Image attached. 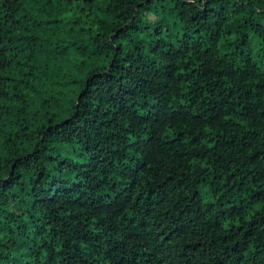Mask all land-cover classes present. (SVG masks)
<instances>
[{
    "label": "trees",
    "instance_id": "obj_1",
    "mask_svg": "<svg viewBox=\"0 0 264 264\" xmlns=\"http://www.w3.org/2000/svg\"><path fill=\"white\" fill-rule=\"evenodd\" d=\"M0 264H264V0H0Z\"/></svg>",
    "mask_w": 264,
    "mask_h": 264
}]
</instances>
